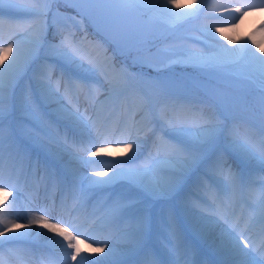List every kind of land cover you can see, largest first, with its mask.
<instances>
[{"label":"rangeland","instance_id":"obj_1","mask_svg":"<svg viewBox=\"0 0 264 264\" xmlns=\"http://www.w3.org/2000/svg\"><path fill=\"white\" fill-rule=\"evenodd\" d=\"M11 2L31 5L37 0H3V4L0 6L2 7L0 19H3L4 23L0 25V39L6 43L0 46L7 47L8 43L18 41L22 51H29L32 49V45L28 42L30 33L38 29L45 20H47V26H50L51 22V26L54 27L51 33L53 35L48 36L47 33L46 39L42 41V47L35 51L34 60L30 67L26 68L16 81L14 93H5L6 98L11 97V104L5 105L7 111L2 121L3 137L0 139L3 142L5 159L4 176L8 177L9 180H16L20 185H23V188L26 187L25 175L14 169L15 164L22 162L23 156L21 154H23L30 160L28 165H31L32 160L40 156L41 148L45 144H51V146L61 150L64 148L65 150H75L83 158L94 153L89 157L95 159L100 164L99 171L103 169L105 173L93 177L95 180H107L112 175L113 170L127 172L129 168L144 166L145 160H140L136 166L130 164L146 147L143 146L141 151H137L136 148V146H140L139 144L145 143L144 134H138L133 138L127 136L122 142L127 146L132 145V147L129 150H124L123 147H120L121 144L117 146L109 140L100 138V135L105 131L104 129L94 132V129L89 126V119L92 118L84 114L86 107L84 104L88 99L86 97H89L90 94L89 87H85L87 85L90 86L91 91L96 93V98L100 97L99 104L95 105L99 112L109 110L110 105H116L119 101H124L125 106L126 102H129L132 103V106L135 104L142 108L139 123L133 126V129L140 130L147 124L149 117H151L150 106L154 107V116L158 117L161 122L164 120V123L159 127V135L166 136L164 141L167 143L170 141L176 144L187 142L188 136L182 131L183 128H191L195 132L203 124L217 125L218 132L214 142L200 150L202 158L198 159L201 165H207L209 168L205 171L207 180L209 178L210 181H215L218 184L216 187L211 183L212 187L210 188L214 198L217 201L216 194L220 197L221 191L235 196L244 193L252 199L253 192L257 191L259 197L262 196L264 199V165H260L259 162L254 161L255 158L243 152H236L225 146V137H227L233 138L231 139L233 142L236 139L247 141L257 151L260 149L259 141L264 137V83L250 75V71L245 67L243 61L234 68L225 69L222 72H210L202 68L201 71L196 64L189 63L185 59L188 53L209 51V45L215 43L203 31L208 25H211L218 40L231 48H234V43H230V41H238L239 45L245 42L251 44L253 40L259 45L264 44V12L248 11L242 18L233 20L230 12L223 7H215L226 4L228 9H233L240 7L242 3H256L258 0H204L203 12L197 17L189 18L176 25L171 33L172 37L155 44L153 49H140L141 41L144 40L145 35H148L155 28L156 33L159 32L156 25L146 17H135L133 20L139 35L132 32L121 37L111 25L102 23L100 19L94 20L86 15L77 14L76 6L70 3V0H56L50 5L51 10L47 16H35L19 12L10 7ZM199 3L200 0H197V4ZM189 5H192V0H176L171 7L173 11H190ZM38 6L44 7L42 0ZM210 11L214 13L215 18L209 17ZM238 21H243L246 25L244 35H241L236 29ZM79 26L84 32L80 35L81 37L75 39L70 30H75V28L77 30ZM217 28L221 31L217 32ZM88 33L94 34V36ZM69 34H71L72 43L79 48L82 57L75 64L65 63L61 57L55 56L52 50V45L60 44V41ZM121 46L125 47L124 50H121L127 52L123 56H118L120 70L112 69L115 47L120 48ZM132 47L135 49L131 50ZM253 48L258 55H263L255 48V45ZM14 52L8 54L4 61L5 64L11 61ZM2 55L0 53V56ZM129 61L132 62L129 63ZM82 64H89L91 67L81 69ZM60 65H63L65 80L64 78L61 79L59 73H57L58 76L53 74V69L59 70ZM231 71L232 73H230ZM224 73L229 76L226 75L227 78H221V74ZM241 76H247V78L243 79ZM77 80L79 81L77 82ZM109 81H112L116 86L110 85ZM66 82L67 84L63 86ZM121 82H123V88L119 90L118 87ZM74 85H80V87H73ZM57 89L62 91L64 100L59 99ZM72 90L74 94L71 93ZM78 91L80 96H77ZM166 96L171 100L176 97L177 100L174 101L182 103H177V105L172 103L168 106L165 102ZM76 98L81 107H75ZM96 98L94 97V99ZM92 104L94 105L93 102ZM77 110L84 118L83 121H77L72 115ZM171 111L178 115L173 116ZM67 115L69 116L67 117ZM131 120L133 119L130 118V124ZM165 120L169 123L167 126ZM66 125L70 127L68 128ZM76 126L79 128L75 133ZM252 139H255L256 143H252ZM38 149L41 150L36 154ZM150 154L153 156L151 151L145 153L146 157H150ZM156 157L166 159L167 155L159 154L153 156L152 159ZM218 158H222L238 177L235 184L231 178L217 171L216 162ZM192 163L193 161L189 162L190 165ZM189 164L188 171H185L184 175L180 177L182 185L187 183L193 170ZM169 175L168 172H164L160 181L169 180ZM83 179L84 177L80 178L79 181ZM45 183L46 181L39 182L38 179L32 181L34 187L45 186ZM84 183V195L90 197L89 205L85 209H81L80 206L72 203L69 208L71 210L66 209L67 212L79 210L77 214H82L87 220H93V223L98 221L95 225L103 227L109 223L102 219L107 207L118 197H132L131 194L137 192L135 197L141 201L140 208L148 209L146 214L152 216L151 208L155 198L145 195L138 189L136 190L126 179H117L109 185H94L92 180L84 181ZM206 183L208 184V181ZM207 188L204 184L200 187L201 190L197 195L201 201L209 200L206 194ZM188 191L193 192L191 187L188 188ZM38 193L43 196L45 191L42 189ZM226 194L224 195L227 196ZM8 200L9 202L5 203L4 200L0 199V211L7 209L16 213L17 222L24 227H29V220L33 216H28V211L23 204H21L20 210H16L11 203L15 200H21V194L11 195ZM106 200L109 201L100 212L102 206L98 205ZM244 200L247 201L245 197ZM162 203L168 202L163 201ZM179 203L181 202L169 201L170 206H176ZM184 205L185 208L191 207L186 203ZM34 207L36 210L38 209L36 206ZM163 211L164 208H161V214ZM202 213H206L217 220L219 218L216 209L215 211L206 210ZM136 214L133 211L130 213V217L132 218ZM199 215L184 216L183 222H181L183 228L185 230L191 228L195 232L205 227L206 223L202 221L204 218ZM239 216L240 220L237 219L235 222L238 221L243 227L242 230H245L248 224L244 226L241 223L244 213L238 215L237 218ZM45 217L65 227L64 222L48 216ZM225 217L229 219L231 214H226ZM166 221L169 219L165 217L162 224L151 221V229L145 236L143 245L135 241L139 247L148 243L156 259L158 254H156L155 248L158 245L154 241V237L157 234L168 239ZM132 223L131 219V224L127 228H117L116 233L129 230ZM116 225H118L117 221L114 222L113 227ZM186 226L190 228H186ZM262 226L264 223L255 226L253 230L246 229V235L257 241L261 235ZM237 230H240L239 226ZM79 239L84 243L86 242L81 235H79ZM159 247L166 248L162 245ZM166 252L171 262L176 261L170 258V256L174 257L173 252L169 250ZM134 255H136L134 249H129L121 253L120 257L127 259L128 257L133 258ZM254 255L258 262L263 260L256 253ZM58 258L62 261L60 256ZM145 259L144 257L137 258L133 264H138V262L145 264ZM160 263L161 261L158 260V264ZM209 264H214V261H210Z\"/></svg>","mask_w":264,"mask_h":264},{"label":"bare ground","instance_id":"obj_2","mask_svg":"<svg viewBox=\"0 0 264 264\" xmlns=\"http://www.w3.org/2000/svg\"><path fill=\"white\" fill-rule=\"evenodd\" d=\"M245 27L246 25L243 21H238L236 24V29L241 35H244L246 30ZM238 46L239 42L236 41L234 43V48H238ZM260 48H264L263 43L260 44ZM257 50L260 51L258 48ZM63 61L65 63L69 62L64 59ZM77 62L78 61L69 63L75 64ZM90 67L91 66L89 64H82L80 68L89 69ZM54 72L56 71L54 70ZM78 81L79 80H77V82ZM71 93L74 94L73 90ZM77 96H80L79 91L77 92ZM94 97L96 98V93L90 91L89 97H86L88 99L84 104L86 105L84 108V114L92 118L89 119V126L94 129V132L102 129L105 130L104 133L100 135L102 140L115 142V145L117 146L121 144V148L123 147L124 150H129V147L122 142L127 136L133 138L138 134H144L146 138L145 145H148L149 149L144 151V153L142 152L139 159L135 158L130 163L132 166H136L137 162L145 160L144 166L137 168L132 167L128 170H143L149 167L155 169L158 165H163V162L166 159L175 156V153L172 152V148L177 144L171 141L168 143L164 142L163 137L158 134L160 129L159 127L162 123H164V120L161 122L154 116V107L150 106L151 118L149 117L147 124H145L140 130L133 131L130 124V118L139 122L140 114L143 110L142 108L135 104L132 106V104L129 103L125 106L124 101H119L116 105H110L108 107L109 110L99 112L98 109L95 108V105L99 104L100 97L96 99H94ZM75 106L81 107L77 100ZM98 112L101 113L103 117L100 120H97ZM68 116L69 115H67V117ZM117 120L119 122L115 123ZM137 122L134 121L135 124H138ZM231 139L233 138L225 137V146L236 152H242L237 148ZM252 143H256V140L252 139ZM139 145L141 146V144ZM140 146H136L138 149L137 151L142 149L143 144L141 147ZM41 149V159L39 160L38 158L36 164L32 167L34 174L40 177V181L44 178H48L52 186H56L61 182L65 187V191L69 189L71 191V196L69 197L68 202L70 203L72 197H75L76 204L82 209L86 208L89 204L85 201L86 195H84V181H89L90 176L95 177L100 174H105L103 169L99 171L100 164H98L95 159L89 157L91 154L83 158L79 152H76L75 150L56 149L50 144H48V147L45 145ZM148 151L153 152V156L163 154L167 155V158L159 159V157H156L155 159H152L153 156L151 154L149 155L150 157H146L145 153ZM84 159L90 161V163L85 164L83 162ZM52 161L56 164H53ZM254 161L259 162L260 165H264L256 158ZM27 164L28 161L24 157L22 162H19L15 169L21 171ZM57 166H59V168ZM187 167L188 165L186 166V172L188 171ZM189 167L193 168V170L187 183L182 185V183L179 182L175 189L166 194L163 199L155 198L154 205L151 208L152 222L156 221V223L158 222L162 224L164 217L169 220H174L180 233L181 248L179 251L175 252L172 249V245L168 243L167 238L161 237L160 235H156L154 237V241L157 243L158 247L159 245L165 246L167 250L174 253V259L179 260V263L174 261L170 264H194L196 263L195 261L198 260L197 257L199 255H201L206 261L211 260L212 258L213 260L215 258L220 260L222 259L223 261H219V264H241L242 261L244 264H253V257L258 264L257 257L254 255L255 253L259 258L264 260V250L259 248L250 256H241L234 252L232 250L230 236L225 234V226L221 220V216L225 217L226 214L229 213L230 209L231 211L236 209L240 211L246 210V217L243 221L244 226L248 223L250 224V227L254 224H261L262 221L260 220L259 211L260 203L263 197H259V193L254 191L252 199H249L248 197V202H245L242 200L238 201V198L231 194L229 197L220 198V202L218 203L214 198L212 189L210 188L212 187L211 183L215 186V183H213L215 181H210L209 178L207 180L206 177L207 174L205 171L209 170L207 165H201L199 160H196L193 161L191 165L189 164ZM217 171L220 172L218 169ZM164 172L168 171L163 170L156 173L155 178L161 180V175ZM168 173L170 174L168 176L169 180L173 179V174L170 172ZM66 174L71 176V178H68L67 181L64 179ZM82 177H84V179L79 181ZM4 181L5 184H16V188L18 186L16 182L10 181L6 176H4ZM207 181L208 184L206 183ZM203 184L208 187L206 194L209 200L206 202L201 201L197 195L199 194V190H201L200 187ZM189 187L192 188L194 193L188 191ZM9 188L11 187L4 188L3 185H0V189H2L0 190V199H6L5 192L9 194ZM135 189L137 190V188ZM136 194L137 192H133L131 196L135 197ZM171 200L181 203L177 204L176 208V206L169 205V201ZM108 201L109 200L100 202L101 204L98 205L102 206L100 212L104 209ZM163 201H167L168 203H162ZM184 203L189 204L192 207L185 208ZM34 204L39 207V211L29 205V215L33 217L48 216L64 222L65 227L59 226L68 228L70 232L77 233L86 240L85 243L80 245L82 251L77 257V260L72 261L69 254L73 250L67 249L66 252L64 250L66 248L67 241L63 242V246L57 243V241H63V237L43 226L44 223H56L45 217V220L40 223H29V227H24V225L17 222L16 213L5 209L1 210L4 213L5 218L12 221L13 225H19L20 227L10 226V230L5 232L4 225L0 224V232H4V235L0 236V256H2L4 264H131V260L129 258L124 259L120 257L121 253L126 252L129 249L137 251L135 255L136 258L146 257V254L154 257L149 244L139 247L135 240L129 238L125 232L116 233V229L119 225L112 229L111 224L114 223V221L108 223L107 225L103 224V227L95 225L98 221L93 223V220H91V222L87 223V219L82 214H77L76 210L68 213L64 208L65 203L63 200L60 202H54L51 201V199H35ZM161 208H164L162 214L160 212ZM215 209L218 212V220L212 218L206 213H202L206 210L215 211ZM196 214H200L199 216L204 218L202 221L206 223L205 227L194 232L190 227L186 226V228L188 227L190 229L185 230L181 225L184 216H195ZM251 215L253 216L249 217ZM131 219L130 214L120 218V226L118 228H127L128 225L131 224ZM229 223H231V221H229ZM166 235H168V233ZM9 237H12V239H8ZM258 240H261V237H259ZM106 244L108 245L107 247L105 246ZM87 245H91L94 248L104 247L105 251L102 253H92L88 250ZM57 255L62 258V261H60Z\"/></svg>","mask_w":264,"mask_h":264},{"label":"snow or ice","instance_id":"obj_3","mask_svg":"<svg viewBox=\"0 0 264 264\" xmlns=\"http://www.w3.org/2000/svg\"><path fill=\"white\" fill-rule=\"evenodd\" d=\"M41 0H37L36 3L26 5L24 3L11 2L10 7L29 15L35 16H47L50 12V5L56 0H42L44 7H39L38 4ZM176 0H70V3L76 6L77 14L86 15L92 19H100L102 23L111 25L117 34L123 37L125 34L136 32L139 35L138 30L135 28L133 20L135 17H147L149 20H163L170 23L171 26H176L183 21L197 17L203 12L205 4L204 0H200L197 4V0H192L190 11H173L171 5ZM3 0H0V6H2ZM195 5V7H193ZM215 7H223L226 11H230L232 19H240L247 14L248 11H260L264 12V0H258L256 3H242L240 7L229 10L228 6L216 5ZM2 12V7H0ZM239 14V15H236ZM210 18H215L213 12H209ZM223 22V21H221ZM4 23L3 19H0V25ZM47 20L43 21L42 25L34 32L29 34V43L32 45V49L29 51H22L20 42L8 43L7 47L0 46V138L3 137L2 121L7 111L6 104H11V97L5 96V93H14L16 81L24 73L25 69L30 67L34 60V53L36 50L42 47V41L47 36ZM204 33L208 35L214 44L209 45V51L188 53L185 57L186 61L193 63L201 67L202 69L209 71L222 72L225 69L234 68L242 61L250 71V75L255 76L261 83H264V55H258L255 48H258L261 53H264V48H260V45L256 41L250 43H243L238 48H231L227 44H223L218 40L213 32L211 25L206 26L203 29ZM217 32L221 31L219 28ZM11 39V37H10ZM6 41L0 39V45L5 44ZM235 43V41H230ZM15 49V52H14ZM53 54L61 57L69 62H76L82 59L80 56L79 48L72 43L71 34L65 36L58 45H52ZM11 61L7 64L4 61L7 59L9 53H13ZM109 84L115 87L112 81ZM73 87H80V85H74ZM85 87L90 86L85 85ZM77 121H83V117L79 114L78 110L72 114ZM101 113H97V120L102 119ZM119 121H115L118 123ZM188 136L187 142H181L173 146L172 152L175 153L174 157L166 159L163 165H158L155 169L149 167L143 170H113L112 175L107 180H95L93 177H89L94 185H109L113 181L123 178L130 184L137 188L145 195L163 199L166 194L173 191L177 184L180 182V177L184 175L186 166L190 161H196L202 158L201 149L214 142L218 126L215 124L207 123L200 125L199 128L193 131L191 128H183ZM239 135L237 130V136ZM237 148L244 154L257 158L261 164H264V137L259 141L260 149L257 151L247 141L236 139L234 141ZM129 148L132 145H128ZM93 154L94 153H90ZM85 164L90 163L86 159L83 160ZM218 170L225 174L228 178H231L233 184L238 180V177L233 173L232 169L225 164L222 158H218L216 162ZM166 170L173 174V179L161 182L155 178V174L160 171ZM0 185L4 188L13 187L16 188V184H5L4 181V154H3V142L0 139ZM2 190V189H0ZM18 191V189H17ZM8 193L5 192V197ZM141 201L137 197L121 196L114 200L109 207L105 210L103 220L112 222L124 217L135 211L137 214L132 217V225L129 230H125V234L134 239L138 244L143 245L144 238L151 229V216L148 213V209L140 208ZM10 207V206H9ZM260 220L264 222V199L260 203L259 211ZM45 220V217H33L29 220V223H40ZM221 220L225 226V234L230 236L232 250L241 256H250L258 248L264 250V226L261 228V241L257 245L256 242L250 236H245L244 231H237L239 222L229 223V220L221 216ZM0 224L4 225V231H9L10 226L20 227L19 225H13L12 221L5 218L4 213L0 211ZM45 228L50 229L52 232L58 233L63 237V241H57V243L63 246V242L67 241L65 252L67 249L73 251L69 254L72 261H76L80 255L82 249L80 247L84 242L79 239V235H74L68 230V228L60 227L58 224L44 223ZM165 226L168 232V243L172 245L173 251H179L181 248V237L178 228L174 220L165 222ZM4 232H0V236H3ZM8 239H12L9 237ZM55 239V238H54ZM108 246L107 244L105 245ZM87 248L92 253H102L105 251L104 247H92L87 245ZM0 264H4L2 256H0ZM145 264H158L154 257L146 254ZM241 264H244L242 261ZM253 264H257L253 257ZM258 264H264V260H260Z\"/></svg>","mask_w":264,"mask_h":264},{"label":"trees","instance_id":"obj_4","mask_svg":"<svg viewBox=\"0 0 264 264\" xmlns=\"http://www.w3.org/2000/svg\"><path fill=\"white\" fill-rule=\"evenodd\" d=\"M161 35H154V36H147L146 37V40H147V42H148V44L149 43H151L152 41H155V40H157L159 37H160Z\"/></svg>","mask_w":264,"mask_h":264}]
</instances>
